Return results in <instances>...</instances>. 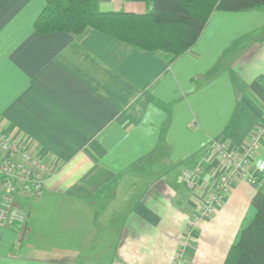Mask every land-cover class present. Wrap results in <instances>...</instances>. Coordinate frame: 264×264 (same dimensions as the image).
<instances>
[{
  "label": "crops",
  "instance_id": "0c3cea01",
  "mask_svg": "<svg viewBox=\"0 0 264 264\" xmlns=\"http://www.w3.org/2000/svg\"><path fill=\"white\" fill-rule=\"evenodd\" d=\"M47 2L0 0V123L63 163L41 197L15 198L27 230L0 225V264H172L198 208L183 171L210 158L211 141L241 147L264 124V6L215 10L196 44L174 58L92 28L40 34ZM254 167L264 174V142ZM259 190L234 184L200 223L191 264H224Z\"/></svg>",
  "mask_w": 264,
  "mask_h": 264
},
{
  "label": "trees",
  "instance_id": "16d2710c",
  "mask_svg": "<svg viewBox=\"0 0 264 264\" xmlns=\"http://www.w3.org/2000/svg\"><path fill=\"white\" fill-rule=\"evenodd\" d=\"M152 5L148 14L102 12L98 0H48L35 28L40 34H82L92 28L141 51L178 58L202 35L215 10L241 12L264 6V0H129ZM160 156V150L151 160ZM253 220L232 245L224 264H264V187L252 201Z\"/></svg>",
  "mask_w": 264,
  "mask_h": 264
},
{
  "label": "built area",
  "instance_id": "2783aa9c",
  "mask_svg": "<svg viewBox=\"0 0 264 264\" xmlns=\"http://www.w3.org/2000/svg\"><path fill=\"white\" fill-rule=\"evenodd\" d=\"M264 142V124L241 147L224 140L210 143V158L203 157L194 171L185 170L182 178L193 192L197 215L189 221L172 264H191L200 223L211 221L224 205L230 189L238 181L264 187V174L254 167V160ZM61 161L54 155L43 154L27 136L7 132L0 123V225L27 230L28 215L14 202L16 197L39 198L46 183L58 173ZM206 175L200 182V175Z\"/></svg>",
  "mask_w": 264,
  "mask_h": 264
},
{
  "label": "rangeland",
  "instance_id": "374dc122",
  "mask_svg": "<svg viewBox=\"0 0 264 264\" xmlns=\"http://www.w3.org/2000/svg\"><path fill=\"white\" fill-rule=\"evenodd\" d=\"M251 222V221H250Z\"/></svg>",
  "mask_w": 264,
  "mask_h": 264
}]
</instances>
